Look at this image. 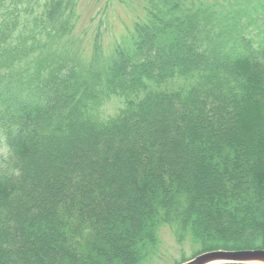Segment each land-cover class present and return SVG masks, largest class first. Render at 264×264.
Masks as SVG:
<instances>
[{
    "label": "trees",
    "instance_id": "1",
    "mask_svg": "<svg viewBox=\"0 0 264 264\" xmlns=\"http://www.w3.org/2000/svg\"><path fill=\"white\" fill-rule=\"evenodd\" d=\"M77 1L0 0V264H146L163 226L182 262L264 249L258 0H145L85 59Z\"/></svg>",
    "mask_w": 264,
    "mask_h": 264
},
{
    "label": "rangeland",
    "instance_id": "2",
    "mask_svg": "<svg viewBox=\"0 0 264 264\" xmlns=\"http://www.w3.org/2000/svg\"><path fill=\"white\" fill-rule=\"evenodd\" d=\"M127 3L132 6H127ZM144 3L145 0H78L79 17L73 33L76 40L71 50L75 49L83 59L88 57L96 31L100 30L103 56L104 58L110 56L114 46L124 40L123 36L127 33L126 25H131L135 13H141V6ZM255 6H258V12L255 11ZM261 6H264V0H258L251 6L252 17H255L259 25V27L250 25L252 34H264V10H261ZM257 37L255 38L258 39ZM121 104L122 102L117 99L106 103L100 117L119 111ZM4 152V146L0 144V156ZM194 250L195 247L190 239L181 245L177 242L171 228L163 226L160 230L159 248L146 264H182L185 262H182L183 258L190 257Z\"/></svg>",
    "mask_w": 264,
    "mask_h": 264
},
{
    "label": "water",
    "instance_id": "3",
    "mask_svg": "<svg viewBox=\"0 0 264 264\" xmlns=\"http://www.w3.org/2000/svg\"><path fill=\"white\" fill-rule=\"evenodd\" d=\"M182 264H264V249L211 250Z\"/></svg>",
    "mask_w": 264,
    "mask_h": 264
},
{
    "label": "clouds",
    "instance_id": "4",
    "mask_svg": "<svg viewBox=\"0 0 264 264\" xmlns=\"http://www.w3.org/2000/svg\"><path fill=\"white\" fill-rule=\"evenodd\" d=\"M124 108V105L121 104L120 105V110H122ZM119 115V111H116V112H110L106 115H103L102 117H100V122L101 123H104V124H107L109 123L110 121L112 120H115L117 118V116Z\"/></svg>",
    "mask_w": 264,
    "mask_h": 264
}]
</instances>
